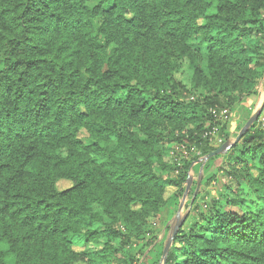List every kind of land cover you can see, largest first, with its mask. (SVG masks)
Wrapping results in <instances>:
<instances>
[{"label":"trees","instance_id":"16d2710c","mask_svg":"<svg viewBox=\"0 0 264 264\" xmlns=\"http://www.w3.org/2000/svg\"><path fill=\"white\" fill-rule=\"evenodd\" d=\"M263 81L264 0H0V264H139ZM229 155L162 264H264V123Z\"/></svg>","mask_w":264,"mask_h":264},{"label":"rangeland","instance_id":"374dc122","mask_svg":"<svg viewBox=\"0 0 264 264\" xmlns=\"http://www.w3.org/2000/svg\"><path fill=\"white\" fill-rule=\"evenodd\" d=\"M184 74L178 76L186 82L190 80V71L185 68ZM264 103V81L261 83L258 94L245 103L237 106L234 110H228L225 116L219 115L221 119V125L213 135V142L215 148H220L225 139L230 138L229 143L233 145L240 135L243 128L249 122V120L259 112ZM259 121L264 123V110L259 117ZM226 126V129H223ZM177 152H180L182 148L174 146ZM231 150V149H230ZM229 151L211 158L210 160H204L206 156L200 157L198 162L193 163L190 171V177L188 184L185 185L181 194L174 200H171L170 207L166 209L163 220L153 221L149 225V232L146 236L145 242L135 241L133 247L140 251L142 248L144 254L140 257L139 264H162V254L173 236L178 223L188 217L194 207V201L196 197L217 195V190L220 182H213L211 185H207L206 182L213 174H218V178L221 176L220 169H224L229 163ZM181 153V152H180ZM188 159H191L189 153H182ZM223 184V181L221 182ZM73 187L70 181L61 180L56 184L58 192ZM177 190L173 188L167 189L166 199H171ZM156 238V242L152 246L144 245L150 242L151 239ZM82 248H75V251L80 252Z\"/></svg>","mask_w":264,"mask_h":264},{"label":"water","instance_id":"95a60500","mask_svg":"<svg viewBox=\"0 0 264 264\" xmlns=\"http://www.w3.org/2000/svg\"><path fill=\"white\" fill-rule=\"evenodd\" d=\"M263 110H264V103H263V106H262L261 110L259 112H257V114H255L249 120V122L246 124V126L243 128V130L241 131L240 135L238 136V138L236 139V141H235L234 144H236L237 142H239V140L243 136H245L247 134V132L251 129V127L259 120V117L261 116ZM233 145H231L229 142L226 143V144H224L218 150H216L212 154L208 155L204 160H210L213 157H216L218 155H221V154L229 151L232 148ZM184 221H185V218L178 223L175 231L173 232V236H172L171 240L168 242V244H167V246H166V248L164 250V253H163V260H164V262L166 261V259L168 257V254H169V251H170V249H171V247L173 245L174 237L177 235V233H178L179 229L181 228V226L183 225Z\"/></svg>","mask_w":264,"mask_h":264},{"label":"built area","instance_id":"2783aa9c","mask_svg":"<svg viewBox=\"0 0 264 264\" xmlns=\"http://www.w3.org/2000/svg\"><path fill=\"white\" fill-rule=\"evenodd\" d=\"M222 116H225L227 114V111H223L220 113ZM216 131V130H215Z\"/></svg>","mask_w":264,"mask_h":264}]
</instances>
